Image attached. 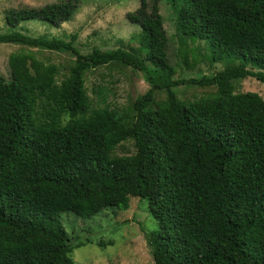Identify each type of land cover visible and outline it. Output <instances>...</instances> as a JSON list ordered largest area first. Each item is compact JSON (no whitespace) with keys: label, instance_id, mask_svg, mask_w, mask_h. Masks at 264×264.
<instances>
[{"label":"trees","instance_id":"16d2710c","mask_svg":"<svg viewBox=\"0 0 264 264\" xmlns=\"http://www.w3.org/2000/svg\"><path fill=\"white\" fill-rule=\"evenodd\" d=\"M80 0L10 9V27L40 20L59 26ZM180 42L204 40L213 76L173 79L159 0H140L127 19L138 24L137 52L94 48L82 55L69 41L0 33V43L76 55L58 85L52 64L32 53L9 56L11 79L0 75V264H73L80 245L61 222L72 211L91 217L147 201L158 230L147 236L154 264H264V99L234 92L248 76L264 84V0H169ZM187 54L184 51V57ZM119 62L148 85L125 119L93 108L87 69ZM215 86L194 101L173 87ZM167 97L152 107L154 93ZM132 139L136 152L115 155Z\"/></svg>","mask_w":264,"mask_h":264},{"label":"rangeland","instance_id":"374dc122","mask_svg":"<svg viewBox=\"0 0 264 264\" xmlns=\"http://www.w3.org/2000/svg\"><path fill=\"white\" fill-rule=\"evenodd\" d=\"M62 0H0V33L21 30L36 37H57L69 41L82 55L94 48L110 50L118 47L135 51L141 29L130 22L126 15L134 12L140 0H80L71 18L59 26L40 20L21 21L10 27L6 14L10 9L41 7ZM169 0H159V13L167 35V57L174 69L173 79L213 76L226 64L211 62L204 40H186V48L180 42L177 27L176 5ZM32 53L44 65L56 67L55 78L59 85L68 77L76 55L72 52L54 51L41 47H30L13 43H0V75L11 79L9 56L14 52ZM186 51V58L184 57ZM84 86L93 108L114 110L125 119L133 117V102L148 89L143 74L130 66L112 62L90 68L83 74ZM234 92H256L264 99V84L250 76L233 82ZM216 91L215 86L198 87L182 84L173 87L177 99L194 101ZM167 97L164 90L154 93L152 107ZM136 152L132 139L123 141L115 155H130ZM61 222L70 235L78 237L80 245L75 246L71 258L73 264H154L152 248L147 236L158 230V223L150 214L147 201L130 197L126 210L114 207L102 209L91 217H80L72 211L61 213Z\"/></svg>","mask_w":264,"mask_h":264}]
</instances>
